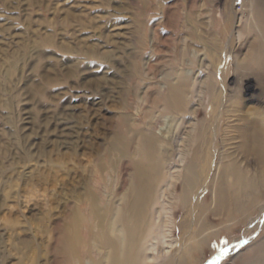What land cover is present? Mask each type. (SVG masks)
I'll return each mask as SVG.
<instances>
[{
  "label": "rangeland",
  "instance_id": "374dc122",
  "mask_svg": "<svg viewBox=\"0 0 264 264\" xmlns=\"http://www.w3.org/2000/svg\"><path fill=\"white\" fill-rule=\"evenodd\" d=\"M249 2L0 0V264H62L53 249L74 216L86 213L87 192L101 187L103 198L118 206V192L130 184L131 162L142 160L131 131L135 102L142 103L153 87L165 89L185 77V111L149 113L157 122L153 132L170 144L161 148L167 156H161L138 260L166 261L185 213L183 166L206 114L214 71L210 49L228 64L226 83L241 89L240 113H264V72L262 82L257 72L231 71L251 62L260 45ZM172 11L178 16L168 21ZM233 113L220 120L226 128L218 130L217 152H236L239 116ZM121 129L132 137L131 152L123 156L110 151ZM223 133L235 139L224 144ZM214 157L215 172L220 156ZM206 219L209 235L189 263L246 264L264 245V201L243 221L221 224L209 212Z\"/></svg>",
  "mask_w": 264,
  "mask_h": 264
},
{
  "label": "bare ground",
  "instance_id": "6f19581e",
  "mask_svg": "<svg viewBox=\"0 0 264 264\" xmlns=\"http://www.w3.org/2000/svg\"><path fill=\"white\" fill-rule=\"evenodd\" d=\"M249 5L254 20L252 26L261 33L260 45L251 62L236 64L237 67L235 69L232 67L231 71L238 76L254 71L262 81L264 0H250ZM175 11L167 12L168 21L178 16ZM210 56L214 71L208 82L206 114L196 125L191 159L183 166L181 182L183 190L180 198L185 213L177 225L178 244L161 264L194 262L189 263L190 259L196 257L197 251L210 232L206 219L208 212L219 216L221 224L243 221L250 218L255 206L264 201V113L262 110H254L258 112L259 118L240 113L243 97L237 83L233 89L226 83L228 64L223 60L221 52L210 49ZM137 66L138 64L134 66L135 70ZM184 78L176 80L175 83H168L165 89L155 86L153 91L143 93L142 103L135 102L136 116L131 131L137 139L135 153L142 160L131 162L129 187L123 193L118 192L122 194L120 198L118 197L120 201L118 206L115 205V201L109 202L103 198L101 187L88 191L86 213L74 216L72 227L60 235L53 249L54 260L62 264H139V243L148 226V208L153 201L158 168L162 162L161 156H167L161 148L165 146L166 151L170 144L167 137L158 136L153 132L155 121H152L149 113L158 111L168 117L174 113L184 112L187 105ZM231 91L233 93H230ZM247 97L252 99L254 96L247 94ZM250 108L248 107L247 111ZM229 112H236L238 113L236 116H239V123L235 129L237 134L234 133L238 138L236 152H228L225 146H221L224 149L217 152L219 148L216 144L219 142L217 133L222 128L219 123ZM166 132H170V129H166ZM131 138L121 129L116 133L110 151L121 156L129 154ZM221 138V141L227 144L225 142L230 136L227 138L224 134ZM215 155L220 157L214 172ZM238 155L243 159L244 166L241 165ZM247 166H251L254 171H248ZM205 192L210 197L209 204L203 201L206 197H203ZM101 250L105 251V254L98 256ZM246 264H264V245L258 247Z\"/></svg>",
  "mask_w": 264,
  "mask_h": 264
}]
</instances>
